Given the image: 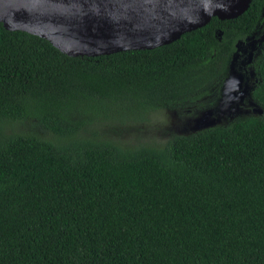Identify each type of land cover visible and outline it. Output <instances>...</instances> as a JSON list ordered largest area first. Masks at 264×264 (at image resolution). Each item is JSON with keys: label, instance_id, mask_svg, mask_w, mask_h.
Returning <instances> with one entry per match:
<instances>
[{"label": "trees", "instance_id": "16d2710c", "mask_svg": "<svg viewBox=\"0 0 264 264\" xmlns=\"http://www.w3.org/2000/svg\"><path fill=\"white\" fill-rule=\"evenodd\" d=\"M263 14L254 0L168 45L98 57L0 24V264H264V41L248 112L136 132L222 95Z\"/></svg>", "mask_w": 264, "mask_h": 264}, {"label": "water", "instance_id": "95a60500", "mask_svg": "<svg viewBox=\"0 0 264 264\" xmlns=\"http://www.w3.org/2000/svg\"><path fill=\"white\" fill-rule=\"evenodd\" d=\"M252 1L0 0V24L44 39L68 57H98L168 45L214 17L236 19ZM230 66L224 90L232 79Z\"/></svg>", "mask_w": 264, "mask_h": 264}, {"label": "rangeland", "instance_id": "374dc122", "mask_svg": "<svg viewBox=\"0 0 264 264\" xmlns=\"http://www.w3.org/2000/svg\"><path fill=\"white\" fill-rule=\"evenodd\" d=\"M263 37L264 26L252 37L253 40H247L238 46L230 66L232 79L224 90L226 81L230 79L228 69L227 76L223 81L222 95L215 98L214 96L209 97V99L202 100L199 103L185 105L178 110L163 109L158 111L150 117L149 121L138 123L136 132L146 136L167 139L169 135L182 134L190 130L213 126L218 123L220 118H233L239 116L241 112H248L247 107L253 108V104L248 101V94L246 95L243 90L245 85L247 87L246 92H249L251 88L249 78L253 76V70L251 71L252 74L248 70L252 68L256 52L251 54L250 49ZM128 136L132 137L131 134Z\"/></svg>", "mask_w": 264, "mask_h": 264}, {"label": "flooded vegetation", "instance_id": "af4514ba", "mask_svg": "<svg viewBox=\"0 0 264 264\" xmlns=\"http://www.w3.org/2000/svg\"><path fill=\"white\" fill-rule=\"evenodd\" d=\"M257 32H258V31H257ZM254 36H255V34L252 35L251 37L247 38V40L252 39V37H254ZM247 40H246V41H247ZM252 40H253V39H252ZM246 41H244V42H246ZM262 42H263V41H262ZM257 44H258V45H257ZM257 44H256L255 46H253V48H251V49H253V50L250 49V53H251V54H253L255 51H257L258 47L261 45V40H260ZM250 53L248 52V54H250ZM251 71H252V68L248 70L249 73H251ZM251 74H252V73H251ZM251 74H250V75H251ZM250 87H251V85H250ZM250 89H251V88H250ZM250 89H249V91H250Z\"/></svg>", "mask_w": 264, "mask_h": 264}]
</instances>
